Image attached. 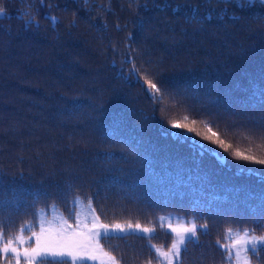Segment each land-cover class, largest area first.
<instances>
[{
  "label": "trees",
  "instance_id": "16d2710c",
  "mask_svg": "<svg viewBox=\"0 0 264 264\" xmlns=\"http://www.w3.org/2000/svg\"><path fill=\"white\" fill-rule=\"evenodd\" d=\"M169 2L161 11L152 0L147 10L145 0H0L6 10L0 17V181L10 198L13 188L20 198L18 211H0L5 237L21 227L28 235L26 225L37 223L38 211L69 216L77 198L85 204L91 198L103 223L154 229L101 239L121 264H165L154 248L169 250L175 236L168 223L198 225L199 244L182 248L181 264H234L217 245L227 242V228L264 234V183L236 176L235 167L221 168L209 155L195 171L190 149L165 139L159 119H150L152 101L132 71L138 69L141 80L188 83L201 92L209 83L220 93L237 82L250 88V79L264 85V6L228 4L220 19L225 5L215 0L207 6L203 0ZM177 5L198 7L197 18H187L188 7L174 13ZM208 11L213 19L202 21ZM32 18L36 22L26 24ZM212 114L247 148L253 146L247 129L256 125L245 117L264 111L206 105L203 115ZM114 120L121 121L116 138ZM120 137L141 143L132 147ZM261 144L255 142L258 155ZM205 224L207 234L199 230ZM248 255L251 264H264V251Z\"/></svg>",
  "mask_w": 264,
  "mask_h": 264
},
{
  "label": "snow or ice",
  "instance_id": "6c2138e0",
  "mask_svg": "<svg viewBox=\"0 0 264 264\" xmlns=\"http://www.w3.org/2000/svg\"><path fill=\"white\" fill-rule=\"evenodd\" d=\"M152 2L153 7L161 11L172 6L169 0H152ZM203 2L207 6L213 0H203ZM215 2L225 5L218 15L220 19L227 14L228 4H233L241 9L253 4L264 6V0H215ZM147 6V0H145L143 7L146 10ZM181 7L191 9V14L187 16L189 20L197 18L198 7L177 5L173 7V12L180 11ZM5 11L4 7H0V17L5 15ZM20 18L23 19V15ZM46 18L50 19L53 25L57 23L54 17ZM231 18L239 19L235 15ZM200 19L202 21L212 20V12L208 11ZM35 22V19L32 18L26 21V24L30 25ZM140 27H143L142 19ZM129 39L132 37L129 36ZM132 71L136 76L135 82L142 85L143 91L152 101L153 116L150 119H159L161 135L165 139L170 138L173 142L185 145L190 149L195 171L201 170L204 156L209 155L221 168L230 170L235 167L236 176L254 175L258 178V182L264 183V175H262L264 173V153L258 155L257 149L254 147L257 140L262 142L260 147H264V131H260V129H264V116L246 115L247 122L256 125V128H249L246 132V137L253 146L242 148L235 143L234 138L237 135L235 130L230 129L227 125L221 128L220 121L215 117V114H212L211 118L203 115L205 106L209 104L230 112L235 111L237 107L244 110L245 113L249 109L264 111V85L250 79V88L242 87L237 82L233 89L220 93L216 91L214 85L209 83L201 92V89L193 84L173 83L169 87L162 79H159V83L148 76H144L141 80L139 70L133 67ZM237 91L250 92V95L246 98L234 97L233 93ZM157 112L162 114L159 118L155 115ZM120 124L121 121L114 120L113 138H116ZM120 139L132 147L141 143L135 137L130 139L120 137ZM144 169L146 175L154 174V169L150 164L146 163ZM203 175L207 178L206 172ZM68 187L71 188V185ZM11 191L13 196L10 198L8 190L0 181V211L9 207L19 210L20 198L15 195L17 190L13 188ZM33 195L38 199L40 193L37 192ZM167 227L175 236L169 250L162 251L155 248L154 250L165 264H181L182 248L187 251L188 242L194 245L199 244L198 225L195 220H192L191 222H179L175 225L168 223ZM26 228L28 235H25V227H21L9 237H5L4 233L0 232V260H3L4 264H22V262L23 264H38V262L47 264L49 259L62 260L65 264H121L120 259L105 249L101 239H126L129 234H150L154 231L153 228L144 227L139 223L135 225L131 223H103L91 204V198L87 204L79 198L72 200L69 216L54 212L51 217H48L46 211H38L37 223H30L26 225ZM37 228L38 230H36ZM199 230L207 234L208 226L201 225ZM225 231L227 242L220 244L217 241V245L226 251L230 261L234 257V264H251L248 253L251 252L252 255L258 256L259 252L264 251V235H253L251 234L252 230L248 229L234 231L232 228H227ZM146 264H151V261H147Z\"/></svg>",
  "mask_w": 264,
  "mask_h": 264
},
{
  "label": "rangeland",
  "instance_id": "374dc122",
  "mask_svg": "<svg viewBox=\"0 0 264 264\" xmlns=\"http://www.w3.org/2000/svg\"><path fill=\"white\" fill-rule=\"evenodd\" d=\"M106 224V223H105ZM107 224H109V223H107ZM114 224V223H113ZM121 224V223H120ZM38 230V229H37ZM251 234H253V235H256V236H260V235H264V234H258V233H254V232H252Z\"/></svg>",
  "mask_w": 264,
  "mask_h": 264
}]
</instances>
